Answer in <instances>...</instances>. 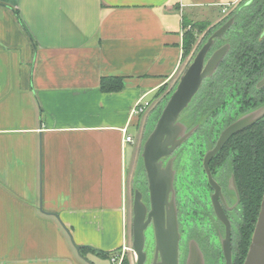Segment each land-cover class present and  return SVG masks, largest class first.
Here are the masks:
<instances>
[{
	"label": "crops",
	"instance_id": "0c3cea01",
	"mask_svg": "<svg viewBox=\"0 0 264 264\" xmlns=\"http://www.w3.org/2000/svg\"><path fill=\"white\" fill-rule=\"evenodd\" d=\"M242 3L0 0V264H113L75 246L118 255L126 241L150 107L130 110L185 69L183 22L215 26ZM105 76L123 87L103 91Z\"/></svg>",
	"mask_w": 264,
	"mask_h": 264
},
{
	"label": "flooded vegetation",
	"instance_id": "af4514ba",
	"mask_svg": "<svg viewBox=\"0 0 264 264\" xmlns=\"http://www.w3.org/2000/svg\"><path fill=\"white\" fill-rule=\"evenodd\" d=\"M222 19L215 28L219 27L225 21V19L224 21ZM240 22L239 19L235 18V22L230 31L224 35L223 39L216 41V48L229 43L230 50L219 64L214 75L203 80L199 88L200 91L198 92L200 93L204 87L211 89L215 82L214 78L217 77L216 75L221 70L227 72L236 70L235 77L229 80V82L225 78V83L221 84V94L219 95L220 98L217 101V106L210 108L200 107L197 109L198 106L194 102H191L189 107L180 114L179 120L185 124L186 132L192 129L193 132L170 156L162 160V166L166 167L169 160L173 158L171 166L174 171L173 189L179 231L178 264H185L190 244H196L198 246L203 264H205V251H203L199 240L201 238L199 231L202 227L201 225H195L193 229L188 228V226L193 224L190 221L196 222L197 219L210 232L208 239L211 238L209 240L215 242V244L211 243L214 247L216 246L211 251V255L215 258L218 256L222 258L224 264L225 259L222 244L226 241L228 235L233 264V257L238 244L243 217L240 194L233 166V158L236 152L234 151V147H232L233 144L227 147V151H223V149L236 133L264 121V30L262 29V33H259L260 39H258L261 41L260 46H262L259 50H252L242 37H236L234 40L228 39L227 35H231L232 32H238V29L244 32L245 27ZM232 41L238 47V52L233 54ZM229 56L231 57V62L228 60ZM198 92L197 94H199ZM208 94L209 90L201 96L203 104L207 100ZM227 100L230 101L229 104ZM248 114L252 115L256 120L240 131L232 134L217 152L211 156V151L216 146L221 133L231 123ZM190 124L191 126H189ZM196 132H204V141L200 144L195 143V146H197L195 148L196 154L193 159H187L186 165L182 168L178 158L186 150L187 145L190 144L189 141L196 135ZM207 152H210L209 155L211 157L209 156L205 164L204 157ZM181 174L187 175V178L183 179V175L181 176ZM148 196L149 194L146 193V203L149 206ZM181 223L187 227V235L181 230ZM208 239L204 244L208 243ZM148 259H150L149 254H147L145 264H149Z\"/></svg>",
	"mask_w": 264,
	"mask_h": 264
},
{
	"label": "water",
	"instance_id": "95a60500",
	"mask_svg": "<svg viewBox=\"0 0 264 264\" xmlns=\"http://www.w3.org/2000/svg\"><path fill=\"white\" fill-rule=\"evenodd\" d=\"M234 17L224 21L207 37L195 53L191 62L182 71L175 89L167 99L154 129L146 138L141 159L146 173L149 206L143 201L142 193L135 189L132 203L131 245L136 255L135 264H145L147 252L144 250L145 230L151 224L155 240L151 264H178L179 231L176 216L175 193L173 189V158L166 167L163 158L170 156L193 132H186V126L179 120L195 98L203 80L214 75L219 64L230 50L226 43L215 47L218 39L230 31ZM214 48V49H213ZM210 53V54H209ZM209 54V55H208ZM256 120L252 115L243 116L231 123L220 135L211 156L234 133ZM210 152L205 155V164ZM210 156V157H211ZM79 251V246H75ZM225 264H232L231 247L228 240L222 244ZM185 264H203L200 250L196 244H190ZM242 264H264V192L251 241Z\"/></svg>",
	"mask_w": 264,
	"mask_h": 264
},
{
	"label": "rangeland",
	"instance_id": "374dc122",
	"mask_svg": "<svg viewBox=\"0 0 264 264\" xmlns=\"http://www.w3.org/2000/svg\"><path fill=\"white\" fill-rule=\"evenodd\" d=\"M230 17H234V19H239L242 25H244V32L242 30H237L238 32H232L231 35L228 34V39L234 40L236 37H242L243 39L246 40L248 43V46L250 49L254 50H259L260 47V42L258 39L259 38V33L261 34L262 29L264 30V0H251V3L247 5L246 3H242L239 6L236 5L233 8L229 10L227 15L224 17L222 16V20L227 21ZM215 26H208L206 27L203 31L201 32H195L198 33L196 35V41L193 44L190 53L187 55V63L184 65V68L191 62L193 59L195 53L198 51V49L201 47V45L206 41L207 37L215 30ZM264 32V31H263ZM264 34V33H263ZM244 36V37H243ZM233 42V41H232ZM250 43V44H249ZM238 47L233 42V49H232V54L237 51ZM185 60V58H182V60ZM228 60L231 62V57H228ZM234 64V62H232ZM181 75V74H180ZM179 75V76H180ZM236 75V70L233 72H227L225 70H221L218 72L217 77L214 78L215 82L212 85L211 89H207L204 87V89L199 93L196 94V98L192 101L194 102L195 105L198 106L197 109L200 107L204 108H210L217 106V101L220 98L219 95L221 94V84L225 83V78L227 82L229 80L233 79ZM179 76L175 78V81L171 80L172 82H169V85H166L165 89L163 92L158 96V97H153L154 99L151 102L150 108L146 111V113L143 115L141 124H142V129H141V134L139 136V142H140V149L139 153L136 157L134 167H131L132 172L129 175V181L127 184V191H128V196L127 197V202L126 204L124 203V230H125V236H126V247H128L127 250H125L121 256H119L120 263L121 261L126 258L128 260L129 264H135L136 261V255L134 251L131 249V234H132V227H131V222H132V203H133V196H134V190L137 189L139 190L144 197L143 201L146 202V193L148 194V184H147V178H146V173L143 167L142 159H141V151L143 144L148 137V135L152 132V130L155 127V124L157 122V119L167 102L168 97L172 93V91L175 89ZM209 90V94L207 95L208 98L204 102V104L201 101V96L206 94V91ZM200 91V90H199ZM218 93V96H217ZM217 96V97H216ZM222 100V99H221ZM226 100V98H225ZM227 103L229 104L230 101L227 100ZM207 110V109H206ZM200 120V119H199ZM199 122V121H198ZM206 124V123H205ZM191 126V124L189 125ZM135 132V129L134 131ZM203 133L201 132H196V135L189 141L190 144L187 145L186 150L180 155L178 158L180 162V166L182 168L186 165L187 159H193L194 155L196 154L195 148V143H202L204 141L203 139ZM188 142V143H189ZM183 175V176H182ZM182 178L185 179L187 178V175L181 174ZM181 193V192H180ZM190 221V220H189ZM191 224L188 226V228L193 229L195 228V225H201L202 229L199 231V236L201 237L200 243L202 245L203 251H205V264H224L222 258L214 257L211 255V251L216 248L214 247L211 243H214V241H211L208 239L210 232L205 229V225L203 223H200V220L197 219L196 222H193L192 220L190 221ZM181 230L187 235V227L185 224L181 223ZM190 231V230H189ZM148 232V234H146ZM207 232V234H206ZM208 239V243L204 244V242ZM154 247H155V240H154V235H153V229L152 225L150 224L146 230H145V244H144V250L149 254L150 259L149 264H151L150 261H152V253L154 254Z\"/></svg>",
	"mask_w": 264,
	"mask_h": 264
},
{
	"label": "trees",
	"instance_id": "16d2710c",
	"mask_svg": "<svg viewBox=\"0 0 264 264\" xmlns=\"http://www.w3.org/2000/svg\"><path fill=\"white\" fill-rule=\"evenodd\" d=\"M19 18L18 12H15ZM209 24L183 22L182 24V56L186 58L196 41V35ZM103 91H118L123 87V77L105 76L100 80ZM166 85H162L155 93L158 97ZM233 144L236 152L233 158L234 173L240 194L243 222L239 231V240L233 257V264H242L246 256L254 226L257 220L260 203L264 192V121L260 124L236 133L228 142L223 151ZM87 252L98 253L102 257L115 256V253H106L88 246H80L79 253L85 256ZM117 253V252H116ZM120 264H129L124 258Z\"/></svg>",
	"mask_w": 264,
	"mask_h": 264
},
{
	"label": "built area",
	"instance_id": "2783aa9c",
	"mask_svg": "<svg viewBox=\"0 0 264 264\" xmlns=\"http://www.w3.org/2000/svg\"><path fill=\"white\" fill-rule=\"evenodd\" d=\"M228 9H229V7H224V8L222 9V13H223L224 17H225V16L227 15V13L229 12ZM150 106H151L150 101L144 100V99H142V98H141V99H138V100L134 103L133 107L131 108V110H130V115H140V114L144 113V112L146 111V109H147L148 107H150ZM123 134H124V142H132L133 139H132V137H131L130 134H127V133H126V129H123ZM125 238H126V236H125ZM126 242H127V241L124 242V245H123L121 251L119 252V254L111 257V262H112L113 264H120L119 256H121L122 253H123L125 250L128 249V247H126ZM131 249H132V245H131Z\"/></svg>",
	"mask_w": 264,
	"mask_h": 264
}]
</instances>
